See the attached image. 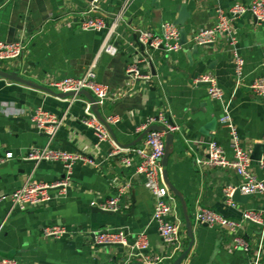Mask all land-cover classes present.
Here are the masks:
<instances>
[{
    "label": "crops",
    "instance_id": "crops-1",
    "mask_svg": "<svg viewBox=\"0 0 264 264\" xmlns=\"http://www.w3.org/2000/svg\"><path fill=\"white\" fill-rule=\"evenodd\" d=\"M251 0H100L94 16H103L109 24L117 21L111 42L117 45L116 54L103 53L98 60L100 82L108 85L111 96L101 115L110 123L120 146L115 152L110 140L100 141L97 133L83 122L84 109L90 100L84 94L76 97L59 95L49 86L54 78L82 76L97 54L106 30L82 29L84 12L90 0H0V39L25 43L23 55L3 68L16 70L43 90L0 76V262L14 260V264H173L168 246L162 240L158 224L153 220L155 201L144 184L142 174L136 172L140 162L137 149L143 141L128 148L120 144L134 141L152 124V118L164 116L177 126L173 151L168 162L171 182L182 192L187 210L192 214L194 244L183 264H252L259 254L264 264V229L252 222L241 232L250 241V252L234 250L224 229L195 222L198 205L238 219L246 209H264V196L253 194L246 203L227 201L226 188L238 186L243 178L233 168L207 166L208 142L216 140L233 158L232 136L220 122L230 100V114L237 126L242 145L250 152L255 145L264 144V96H256L249 84L264 75V22L246 12L230 22L229 33L222 32L213 46L193 48V36L202 29L214 26L219 9L226 12L235 4H249ZM186 4L190 17L185 23L189 42L175 51L164 48L140 49L136 34L141 28L161 33V24L174 22ZM123 7L125 8L123 10ZM124 19H117L119 13ZM236 54L244 62V79L237 83ZM140 60L144 73L151 79L131 81L126 73L128 63ZM211 72L224 90V99L208 94L207 83H195V78ZM42 107L62 117L54 145L78 151L95 164L77 162L72 169L71 187L64 195L54 194L45 205L20 211L12 208L10 194L34 174L45 181L64 175L61 162H31L25 159L33 147L47 144V136L32 122L33 110ZM8 109V110H7ZM217 118L215 131L204 133L207 124ZM13 157L6 159V153ZM264 157V154H263ZM251 173L264 180V165L254 160ZM124 187L119 211L99 212L97 208ZM104 210V209H103ZM174 213L182 222L184 249L189 237L185 227L183 206L176 196ZM59 225L66 233L44 238L47 226ZM122 229L128 236L127 245L100 246L85 234L99 229ZM261 230V233L259 231ZM145 234L149 245L134 252L133 242ZM163 257L157 261V257Z\"/></svg>",
    "mask_w": 264,
    "mask_h": 264
},
{
    "label": "built area",
    "instance_id": "built-area-1",
    "mask_svg": "<svg viewBox=\"0 0 264 264\" xmlns=\"http://www.w3.org/2000/svg\"><path fill=\"white\" fill-rule=\"evenodd\" d=\"M91 7L85 11L84 19L80 22L82 29H96L106 30L105 38L95 55L94 59L89 64L85 73L82 76H66L63 78H54L49 82V86L57 92H76L79 93L84 89L89 90L95 97L99 106H103L111 96V89L108 85L102 83L98 79L97 66L98 60L103 53L116 54L118 47L111 42L112 35L118 26L115 21L109 24L103 16H94L92 11H96L100 0H91ZM125 8L123 7V10ZM250 12L258 23L264 22V0H251L247 5L235 4L228 12L219 9L217 13V20L214 26L202 29L193 36L195 44H205L214 42L218 35L222 32L230 34L232 41L235 37L232 36L230 22L236 16ZM117 19H124V14L121 12L117 15ZM161 33L163 36L153 30H141L138 37V44H144L147 56L145 60L152 59L149 50L159 48L164 45L167 51H175L182 47L180 43V26L174 22H164L161 24ZM26 45L21 40L19 41H4L0 39V60L11 64V62L18 60L24 53ZM235 75L237 83L242 84L244 79V62L243 59L236 54L235 56ZM128 78L133 81L144 78L151 79L150 73H144L140 66V60H134L128 63L126 67ZM195 83H207L208 94L214 99H224V90L215 74L208 72L200 74L195 78ZM249 87L256 96H264V75L254 78ZM79 95V94H77ZM77 95L73 96L76 97ZM230 100L226 103L225 112L220 118L223 126L229 129L232 136L233 158H229L226 154L225 148L216 140L208 142V156L202 161L207 166H219L224 168H233L237 174L242 176L243 181L238 186L229 185L226 188L227 201L231 206H236V201L232 196L234 191L239 188L242 194H262L264 196V180L256 178L250 171L252 165V157L249 149L242 145L240 135L236 124L234 123L229 110ZM8 110V109H7ZM32 122L34 126L47 136V144L43 147H33L29 150L25 159L36 161L61 162L64 166L65 173L62 177L53 181H45L37 177L34 172L31 173L26 181L18 189L10 194L12 208L20 211H27L35 207L47 204L54 194L64 195L71 187V175L73 166L77 162H84L86 164L94 165L93 159L84 156L78 151L65 150L57 148L54 145L58 129L62 124L63 118L57 114L37 107L32 113ZM108 123H115L117 116H109ZM162 121L171 132L177 129V126H171L164 116L152 118L150 124L153 122ZM82 122L89 128L93 129L100 141L110 140L115 148L120 146L112 138L106 125L98 119L92 110L91 103H88L84 109V116ZM165 137L166 132L163 130H152L145 137L143 146L137 149L140 156V162L136 166V172L142 174L144 177V184L150 190L154 201L153 220L158 224V230L164 243L168 246L170 256L176 258L184 250V239L186 235L183 233L182 222L178 217L171 219L170 216L174 213L176 196L168 187L164 180L163 168L161 159L165 153ZM13 157L12 152L6 153V159ZM261 164L264 165V157L261 159ZM125 193L124 187L117 190V194L110 199H107L100 207L104 210L119 211L121 207V198ZM195 222L206 224L207 226L224 229L229 238L231 248L234 250H242L250 252L252 245L246 236L241 232L243 226L250 222L260 224V228L264 229V209H246L242 212V216L238 219L226 217L214 209L198 205L195 209ZM66 233V230L59 225L47 226L43 230L44 238L59 237ZM85 237L91 239L94 244L101 246L111 245H127L128 236L122 229L106 228L99 229L92 232H87ZM149 245L145 234H140L139 240L135 242L137 249H146ZM163 257L158 256L157 261H161ZM14 260L3 259L0 264H14ZM183 264V263H181ZM252 264H260V256L257 254Z\"/></svg>",
    "mask_w": 264,
    "mask_h": 264
},
{
    "label": "water",
    "instance_id": "water-1",
    "mask_svg": "<svg viewBox=\"0 0 264 264\" xmlns=\"http://www.w3.org/2000/svg\"><path fill=\"white\" fill-rule=\"evenodd\" d=\"M189 17H190V14H189V12L186 9V4H184V3L181 4L180 15L175 20V23L180 26V43H181V45H185V44H187L189 42L188 31L186 30V27L184 26L186 21H187V19ZM146 29L147 28L139 29V31L136 34L137 40H138V37L140 35V31L141 30H146ZM158 35L163 36L162 33H158ZM213 45H214L213 42H209V43H205V44H195L194 43L193 48L195 50H197L200 46H213ZM139 46H140V49L144 52V50H145L144 44H139ZM159 48H164V45L163 44L160 45ZM0 76L3 77V78H6V79H10V80L17 81V82H20V83H23V84H27L29 86H33L35 88L48 90V91L50 90L46 86H43V85L38 84V83H35L32 80H29V79L21 76L19 74V72L16 71V70L3 68V61L2 60H0ZM77 94H84L85 96H87V98L90 100V103L92 105L93 112L96 114L98 119L101 120L106 125V127L108 128V130L112 134V136L115 137V134H114V132H113V130L111 128L110 123H108V121L101 115L100 106L96 102V99H95L94 95L89 90L84 89V90H82L79 93H76V92L60 93L59 95H61L63 97H67V96H75ZM168 122H169V124L171 126H176V124L174 122H172L170 119H168ZM217 123H218L217 118H213L207 124L206 129L203 130L204 133L209 134L210 131H215L216 127H217ZM152 130H163V131L166 132L165 153H164V155H163V157L161 159V164H162V168H163V176H164V180L167 183L168 187L173 192V194L180 199V201L182 203V206H183V212H184V218H185V227H186L187 235L189 237V243H188V246L175 258V260L173 262V264H181L188 257V254L190 253L191 248H192V246L194 244L195 236H194V227H193L192 214L189 213L188 210H187V204H186V200L184 198V195L171 182V180L169 178V173H168V162H169L170 155H171V153L173 151V144H174L175 134L173 132H171L163 124H152L147 129H145L134 141L126 143V144H120V145L122 147H124V148L137 146L143 141L144 137ZM263 154H264V144L255 145V150L253 152H251V157H252V159L257 160V161L260 162L262 157H263ZM31 162H36V161H31ZM251 196H252V194H242L240 189L237 188L234 191L232 198L236 202L246 203L247 200ZM97 211H99V212H110V213L113 212V211H110V210H103V209H100V208H97ZM252 223L254 225L260 227L259 223H256V222H252ZM259 233H261V230L259 231ZM132 245L134 246L135 242H133ZM137 251H138L137 247H134V252L136 253ZM121 264H125V260L122 261ZM131 264H144V263L143 262L133 261V262H131Z\"/></svg>",
    "mask_w": 264,
    "mask_h": 264
},
{
    "label": "trees",
    "instance_id": "trees-1",
    "mask_svg": "<svg viewBox=\"0 0 264 264\" xmlns=\"http://www.w3.org/2000/svg\"><path fill=\"white\" fill-rule=\"evenodd\" d=\"M189 243V242H188Z\"/></svg>",
    "mask_w": 264,
    "mask_h": 264
}]
</instances>
